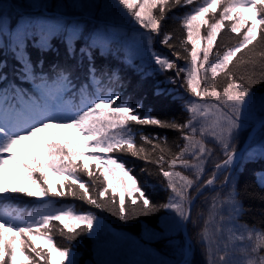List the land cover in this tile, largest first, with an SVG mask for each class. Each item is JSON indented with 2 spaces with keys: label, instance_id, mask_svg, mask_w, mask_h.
Listing matches in <instances>:
<instances>
[{
  "label": "snow or ice",
  "instance_id": "6c2138e0",
  "mask_svg": "<svg viewBox=\"0 0 264 264\" xmlns=\"http://www.w3.org/2000/svg\"><path fill=\"white\" fill-rule=\"evenodd\" d=\"M115 4L141 28L157 35L162 21L172 8L198 5L179 17L187 32L186 39L180 43L192 45L190 66L179 68L175 61L160 53H152L151 59L161 72L176 69L175 77L169 78L171 83H176L184 73L181 87L186 86V91L197 97L198 101L210 97L216 103L186 100L184 107L188 119L183 123L154 117L150 113L141 115L140 106L126 101L117 103L121 97L113 86L119 84L123 87V78L119 73L114 68L104 69L96 65L93 50H108L116 38L113 31L96 28L84 41L80 54L82 62L87 60L86 76L85 82L77 89L69 67L53 66L52 73L46 74L42 68L38 72L37 65L27 54L26 44L31 37L38 40L39 50L43 51L48 48L56 30H67L68 39L75 42L74 38L79 36L82 39L87 29L81 31L79 22L70 21L57 20L53 25L23 17L13 21L8 25V38L20 65L16 71L21 79L31 84V89L9 82L3 71L7 64L0 61V264H39V261H43V264H76L70 249L55 243L52 232L56 226L52 222H59L62 225L60 235L72 241L82 232H92L98 218L92 212H76L70 206L56 207L49 197L72 196L86 200L97 209L106 208L102 201L108 199L106 194L109 188L115 191L116 185L109 183L97 190L83 182L76 172L89 169L87 160L96 161L98 169L103 165L101 174L105 181L111 176L112 180L123 186L124 179L113 175L116 170L127 177L131 187H122L121 190L131 197L133 211L137 205L144 214L157 207L146 195L143 186L138 185L137 179L129 174L132 170L125 163L112 155L107 158L100 155L126 152L148 161L145 148L137 146L136 134L131 127L133 124L175 129L181 133L184 141L179 152L166 159L164 148L154 143L156 137L140 134V140L152 145L153 152L156 149L160 152L155 162L160 165V174L167 181L169 195L167 202L158 207L170 210L179 222L196 225L198 220L193 218V193L202 194L205 189L215 193L211 197L203 226L197 233L204 248V264H264V228L239 222L244 207L232 175L237 159L236 133L252 103L251 85L257 80L264 82V66L257 75L255 57L241 59L243 52L253 45L258 35L264 39V0H115ZM218 7L222 10L219 11V19H216ZM237 8L241 11L237 12ZM157 9L159 15L154 11ZM246 12L251 15L245 16ZM209 13L213 15L209 16ZM225 21L233 22L230 31L242 39L235 46L226 47L222 54L217 51L215 59L210 60L218 34L227 27ZM202 26L208 28L204 37L200 36ZM4 34L5 25L0 21V37ZM139 35L143 40V34ZM147 39L150 41L151 36ZM171 39V33H165L161 43L171 48ZM201 39L207 42L202 48L199 47ZM185 51H188L186 47ZM134 55L135 52L130 49L126 59L131 61ZM173 55L177 59L182 58L179 52L174 51ZM258 55L264 61V52ZM237 61L240 66L251 65V72L246 76L234 74L230 66L236 65ZM200 69L203 70V86L198 75ZM222 74L226 85L221 91L215 81ZM104 77L107 84L103 82ZM55 128L75 129L84 139L38 136L43 130ZM53 136L58 137L59 134L54 133ZM209 139L219 145L223 158L214 164L211 174L204 178L206 163L213 154V148L208 146ZM29 140L39 141L40 146L26 145L25 142ZM86 148L92 149L91 153L82 151ZM80 158H85L82 164L77 163ZM165 164L167 169L163 167ZM176 166L190 169L191 176L173 170ZM6 169L23 176L35 190L9 187L4 178ZM53 174L64 175L66 181L57 185L55 190L48 179ZM88 175L92 177L94 173L88 171ZM68 180L71 183H67ZM257 183L264 188V171L257 174ZM77 188L83 191L78 192ZM94 191L97 192L96 196L92 195ZM133 193L139 195L133 196ZM14 194L35 198L42 203L35 210H21L14 204ZM115 204V198H112L111 205ZM112 210L115 212V207ZM118 214L121 219H128V200L123 194L120 196ZM37 240L43 243L38 245ZM18 253L21 259H18ZM54 256L56 259H53ZM184 264H189V261L185 260Z\"/></svg>",
  "mask_w": 264,
  "mask_h": 264
},
{
  "label": "trees",
  "instance_id": "16d2710c",
  "mask_svg": "<svg viewBox=\"0 0 264 264\" xmlns=\"http://www.w3.org/2000/svg\"><path fill=\"white\" fill-rule=\"evenodd\" d=\"M20 1L21 0H8L10 5L6 3L5 0H0V21H3L5 25V34L3 37H0V61L7 64V67L4 68L3 71L7 74L9 82L15 83L18 87L30 90L31 84L21 79L16 71L20 65L15 58L16 54L12 51L10 38H8V25L12 24L11 17H15L14 12H17L15 9ZM41 1L48 12H57L62 16L68 17L87 16V18H92V20L100 21L105 19L106 7L109 4L111 8L116 6L118 10L123 11L129 17V23L131 25L136 23L125 10L115 4V0ZM55 2L59 3L57 8L53 6ZM200 2H202V0H200ZM194 6L198 5L194 4L172 8L162 21L158 39H154L157 43L153 40H148L149 44L143 53H138L130 46H122V44L117 45L123 43L122 40H119L118 43L115 42V47L118 48L117 50L111 48L112 46L114 47L112 43L108 50H93L96 54V65L98 68H114L123 78V87L119 84L113 86V90L119 93L121 97V100L117 101L118 104L126 101L134 106H140L141 115L150 113L154 117H159L168 121L174 120L177 123H183L188 119V113L184 105L186 100L194 99L191 98V94L186 91V86L181 87V84L184 83L185 74L181 73L179 80L177 79L176 83H171L169 78H174L176 75L174 69L164 72L159 71L158 66L155 65L154 61L151 59V54L160 53L165 55L169 59L175 61L179 68H188L190 66L191 56L189 53L192 45L190 43L181 45L180 43L181 40L186 39L187 32L182 27L179 17L185 12L190 11ZM11 7H13V10ZM92 9H95L98 13H94ZM220 10L222 9L218 7V11L215 14L216 19H219ZM154 11L159 15L158 9ZM236 11L239 12L241 9L237 8ZM208 15L211 16L213 14L209 13ZM250 15V12L245 13V16ZM47 18L49 17H30L25 19L45 22ZM61 21L67 20L62 19ZM70 22L75 23V21ZM93 23V21L85 20L83 28L88 31L93 30L97 26ZM232 23V21H225L227 27L221 29L218 34L217 42L213 46V54L210 60L215 59V53L217 51L222 54L226 47L235 46L240 39H242L237 33L230 31ZM81 26L82 24H79L82 31ZM207 31L208 28L202 26L200 36H206ZM241 31H244V29H241ZM165 33H171L172 39L170 43L173 46L171 48L161 43ZM74 39L75 42L68 39L67 30H56L50 38L46 50H39L38 40H33L29 37L26 44V51L27 54L30 55L32 62L37 65L38 72L42 68L44 73H52L53 66L71 68L73 83L78 89L79 85L85 82V68L87 66V60H83L82 62L80 49L84 47V41L89 39V35H84L82 39L77 36ZM206 44V40L201 39L199 47L202 48L206 46ZM185 47L188 51H185ZM130 49L135 52L131 61L126 59ZM174 51L179 52L182 58L177 59L173 55ZM260 52H264V39H261L258 35L257 40L253 41V45H250L248 50L243 52L242 56L240 53L237 55L241 56V59L255 57L257 61L255 71L258 75L261 67L264 66V61H261L258 55ZM200 58L202 59V52ZM230 67L232 72L237 76H246L251 72V65L240 66L239 61H237L236 65ZM198 75L200 76L203 86L202 69L199 70ZM103 82L107 84L106 77L103 78ZM215 84L218 86V90L222 91L223 86L226 85L223 74L217 78ZM75 90L76 89H74V91ZM251 101L252 105H257L259 101L264 102V82L257 80L256 83L251 85ZM131 127L136 134L137 146H143L148 153V161L133 157L130 153L126 152H116L112 154L100 153V155L104 158H107L108 155H112L120 162L125 163L126 167L132 170L129 174L137 179L138 185L143 186L146 195L157 207L147 214L140 211L139 205H137L133 211L131 197H128L127 194L123 193L121 190L122 187H131V182L128 181L127 177L123 176V173L119 170H116L113 175L123 178L125 184L121 186L118 181L112 180L111 176L105 181L104 175L101 174L104 170L103 165L98 169L96 167V161L87 160L89 169L77 170L76 172V175H78L83 182L88 184L89 187L96 188L97 190L106 187L109 183L116 185V190L113 191L112 188H109L106 194L108 199L102 201L106 204V208L97 209L93 205L88 204L86 200H80L72 196L49 197L56 207L70 206L76 212H92L98 218L92 232H82L72 241H68L60 235L59 228H61L62 225H60L59 222H52L56 226V230L52 232L55 243L59 246L68 247L76 260V264H150L153 262L168 264L172 261L173 263L171 264L178 263L180 255L178 258L177 256L182 246V234L180 231L182 222H179L178 218L175 217V214L170 210L158 207L160 204L167 202L169 195V190L166 188L167 181L160 174V165L155 162L156 156H158L160 152L159 149L153 152L152 145L146 144L144 141L140 140L139 137L141 133L149 137H156L154 143L164 148L163 154L166 159L175 156L183 146L184 141L181 133L175 129L136 124H133ZM54 133H58L59 136L54 137ZM38 136L68 139L76 137L79 140L84 139L75 129L67 128L46 129L38 133ZM25 143L30 147L40 146L39 141L29 140ZM82 151L91 153L92 149L86 148L82 149ZM185 158L190 157L186 156ZM220 158H215L211 164L214 166L216 162H219ZM84 159L85 158H80L77 163L82 164ZM108 167L111 168L114 166L108 165ZM163 167L167 169L166 164L163 165ZM173 170L181 171L183 174L191 176L190 169L185 170L180 166H176ZM88 171H92L94 176L89 177ZM261 171H264V126L253 136L249 147L243 154L242 160L232 173L235 177L236 187L240 193L239 199L244 207V212L239 217V222L249 226L255 225L257 228H264V188L259 187L257 183V174ZM96 177H99V179H96ZM4 178L9 187H25L32 191L35 190L30 182L18 173H13L6 169ZM48 179L53 185L54 190L57 185L66 182L65 176L59 174L50 175ZM67 183H71V181L68 180ZM77 191L82 192L83 190L77 188ZM122 194L125 195V198L128 200L129 216L126 220L121 219L118 214L119 200ZM214 194L213 192L205 200H202L200 205L196 204L193 210V218L197 219L198 223L194 225L190 222L189 227L192 232V238H194L193 241L198 242L200 246L194 264H204V248L197 233L203 226V219L207 216L211 204V197ZM92 195L96 196L97 192L94 191ZM138 195L139 193H133V196ZM112 198H115L116 201L114 206L111 205ZM21 203H24L25 207L27 204L40 205L42 202L35 198L14 194V204L16 206H22ZM113 207H115V212L112 210ZM36 243L39 245L43 242L37 240ZM17 255L18 259H21L19 253ZM32 255L34 256V254ZM53 259H56V257L54 256ZM39 264H43V261H39Z\"/></svg>",
  "mask_w": 264,
  "mask_h": 264
},
{
  "label": "rangeland",
  "instance_id": "374dc122",
  "mask_svg": "<svg viewBox=\"0 0 264 264\" xmlns=\"http://www.w3.org/2000/svg\"><path fill=\"white\" fill-rule=\"evenodd\" d=\"M5 2L9 3L8 0H5ZM42 3L43 2L41 0H21L19 2V4L17 5V8H16L18 10H16L14 8L15 11H17V12L13 11L15 13V15H14L15 17H11L12 24H13V21H17L21 17H24V18L44 17L45 18V16H47L49 18H47L44 23H49L48 25H53L57 22V20H59V21L62 20V19H60L63 17L61 14H59L57 12L48 13L47 10L44 8ZM53 6H55L57 8V6H59V3L55 2V3H53ZM12 8L13 7H11V9ZM92 10L94 11V13H98V12H96L95 9H92ZM105 14H106L105 19L104 20L102 19L101 21L100 20H94V19L92 20V18L89 19V18L84 17V16H80V18L67 19V21L79 22V24H82V26H81L82 31L85 30L83 28V24L85 23V20L93 21L94 22L93 24L97 25V26L93 30H90V31L87 30V32H85L84 35H89V33H92L96 28H107V29L114 32L115 37H116L115 39H113L114 42L118 43L119 40H122L123 43H120L117 45L122 44V46L123 45L124 46H130L132 49L136 50L138 53H143L146 50V48L149 44V41L147 38L150 36L148 30H145L143 28H138V27H140V25L137 23H133L134 25L137 26V29L130 28L129 27V24H130L129 23V17L123 11L118 10V7H116V6L111 8V5L108 4L106 7ZM39 19H42V18H39ZM117 22H119V23H117ZM114 24L122 25L123 27H120V28L112 27L111 25H114ZM138 32L140 34H143V37H144L143 40H141V37H140ZM151 37H152L151 40H153L155 42V40H154L155 36L154 37L151 36ZM112 44L114 46H116L115 43H112ZM141 55H144V54H141ZM174 72H175V69H174ZM260 101L258 102L257 105L251 104L249 111L245 114L244 118L241 121L242 126L237 130L236 139H235V146L237 148V151L243 146V144H244V142L248 136V133L255 126V123H257L258 121H260L264 118V103H262ZM203 102H205V101H203ZM203 102H201V103H203ZM263 126H264V124L262 125V127ZM208 146L210 148H213V154L209 158L208 162L206 163V167L213 166L211 164V162L215 158L221 157L220 160L223 158V153L220 150L219 145H216L214 142H212L209 139ZM212 170H213V168L210 169L209 171H207L204 178H207V176L211 174ZM221 179H223V177H221ZM219 187L220 186L218 184L217 189ZM212 193H213V191L211 189H205L202 194L193 193V195L195 197V201H194L195 205L196 204L200 205L201 201L205 200ZM189 224H190V222H188L186 225V232H187L189 244L185 245L184 239L182 238V246H181V249H180V252H179L177 258L179 257V255L181 258V256H182L181 254L183 253L185 248L191 249L192 250L191 264H194V260L196 259V255L198 254V250H199L200 246H199L198 242L193 241L194 238H192V232H191V229L189 227ZM180 258L178 259V262L180 261ZM171 263H173V261L168 263V264H171ZM150 264H165V263H162V262L154 263L153 262Z\"/></svg>",
  "mask_w": 264,
  "mask_h": 264
},
{
  "label": "water",
  "instance_id": "95a60500",
  "mask_svg": "<svg viewBox=\"0 0 264 264\" xmlns=\"http://www.w3.org/2000/svg\"><path fill=\"white\" fill-rule=\"evenodd\" d=\"M262 123H264V121H262L260 124H262ZM254 133V131L251 133V136H252V134ZM250 139V138H249ZM248 141L249 140H247V142L245 143V145H244V147L240 150V153H242L243 151H244V149L247 147V145H248ZM185 227H186V223L184 222L183 223V236H184V238H185V240H186V243L188 242V237H187V234H186V232H185Z\"/></svg>",
  "mask_w": 264,
  "mask_h": 264
},
{
  "label": "bare ground",
  "instance_id": "6f19581e",
  "mask_svg": "<svg viewBox=\"0 0 264 264\" xmlns=\"http://www.w3.org/2000/svg\"><path fill=\"white\" fill-rule=\"evenodd\" d=\"M237 160H238V154H237V159H236V162H237Z\"/></svg>",
  "mask_w": 264,
  "mask_h": 264
}]
</instances>
